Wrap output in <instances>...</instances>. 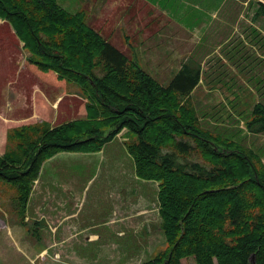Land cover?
I'll return each instance as SVG.
<instances>
[{
    "label": "trees",
    "instance_id": "16d2710c",
    "mask_svg": "<svg viewBox=\"0 0 264 264\" xmlns=\"http://www.w3.org/2000/svg\"><path fill=\"white\" fill-rule=\"evenodd\" d=\"M256 2L258 18L264 0ZM0 18L12 25L31 62L76 82L87 98L85 117L9 131L0 177L16 185L21 206L47 159L100 151L126 129L137 176L158 183L167 242L140 264H186L191 256L196 264H264L263 149L201 119L192 96L201 63L188 59L163 84L90 26L84 11H69L58 0H0ZM249 115L246 129L263 133L264 102Z\"/></svg>",
    "mask_w": 264,
    "mask_h": 264
},
{
    "label": "rangeland",
    "instance_id": "374dc122",
    "mask_svg": "<svg viewBox=\"0 0 264 264\" xmlns=\"http://www.w3.org/2000/svg\"><path fill=\"white\" fill-rule=\"evenodd\" d=\"M58 1L69 11H84L90 26L109 39L113 36L130 58L163 84H168L188 59L201 63V81L193 92L201 119L211 129L227 130L242 143L261 148L264 153V132L250 133L245 123L254 104L259 100L264 102V17L256 20L257 29H247L258 34L255 47L244 44L243 37L239 43L236 38L237 27H245L247 11L250 13L257 7L256 0ZM160 6L174 12L171 19L177 20V24L172 22L175 27L179 28L178 24L182 23L192 29V32L186 29L176 32L181 39L176 42L175 52L166 42L167 32L162 31L167 21L164 14L159 15ZM158 21L162 24L160 34ZM10 27L7 20L0 18V68L9 73L6 80L4 73H0V90L6 88L17 98L10 106L12 110L16 107L13 115L17 122L6 127L0 158L10 151L8 134L15 127L37 123L54 126L86 116L87 98L81 87L31 62L29 51L24 43L21 46L22 41ZM158 35L164 43L158 42L156 48ZM182 36L190 41L185 42ZM248 61L249 66L242 65ZM2 101L0 94V106ZM127 139L128 133L124 130L100 151H62L47 159L41 175L42 189H37L36 200L27 202L25 207L18 199L16 185L0 177V264H140L166 249V237L155 210L157 183L137 176ZM38 186L35 182L33 189ZM70 186L71 191L67 190ZM70 197L79 206L77 217L71 223L75 227L84 225L88 233L73 245H67L70 253L60 257L57 250L62 244L54 237V227H49L52 233H48V226L43 224L45 219L39 220V210L33 206L36 201H47L45 211L51 213ZM120 197L128 201L126 212L132 217L130 222L136 219V213L149 209L144 217L147 227L138 231L136 220L135 226L129 221L121 225L109 223L114 217L115 200ZM150 223L155 224L153 232L149 229ZM91 233L99 237L88 241L85 238ZM187 259L186 264H196L194 257Z\"/></svg>",
    "mask_w": 264,
    "mask_h": 264
},
{
    "label": "crops",
    "instance_id": "0c3cea01",
    "mask_svg": "<svg viewBox=\"0 0 264 264\" xmlns=\"http://www.w3.org/2000/svg\"><path fill=\"white\" fill-rule=\"evenodd\" d=\"M158 11H159V15L164 14L166 16V17H163L161 15L165 19V21H167V23H165L163 25V30H162V28H160V25H162V24H160V21H158V23H159V25H158L159 26L158 33L160 34L161 30L163 32H167V40H166V42L169 43V47H171L172 51L175 52L176 51V46H177L176 42H177L178 39H181L180 37L179 38L177 37L176 32L177 31L184 32L185 29L187 31H189V32H192V29H190L189 26H187V25H183L182 23L178 24L179 28L175 27V24H172V22H175L177 24V20H172L171 19V18H173L171 16L172 15L174 16V12L173 11H171V10H169V9L163 7V6H160L158 8ZM155 12H157V11L155 10ZM256 12H257L256 8H254L252 10V12H250V13H249V11H247L248 19H246L245 27L243 29H240V26L237 27V32H236L237 36H236V38H237V42L238 43L242 40V37H243L246 40V41H244V44H247L248 46L255 47V45L257 43V39H258L257 38L258 34L256 33V31L255 32H250V31H247V29L248 28L257 29L258 26L256 24L257 23L256 20H258V18L256 16ZM156 17H158V14H156ZM261 17H264V16H261ZM166 26H167V28H165ZM10 28H12V27H10ZM95 29L102 34V32L99 29H97V28H95ZM12 30L14 31V29H12ZM242 31H243L244 35L242 34ZM14 34L16 35L15 31H14ZM103 37H105L107 40H109L113 44L117 45L120 49H122L124 51L122 46H120V45L115 43V41L113 40V36H110L111 37L110 39L107 38L104 35H103ZM182 38H183V40L185 42H189L190 41L188 38H185V36H182ZM158 42H163L164 43V39L159 37V35L156 36V38H155V46L154 47H156V48L158 47ZM21 46H23V42L21 43ZM150 46L153 47L152 44ZM129 47H130V45H129ZM3 56L5 57V54ZM238 56H239V59H241V57H242L241 53H239ZM221 60L222 59L220 57V62H221ZM4 61H6V60H3L2 62H4ZM242 65L243 66H247V65L249 66L250 62L248 61L246 63H243ZM201 67H202V70H203V66H201ZM239 70L241 71V69H239ZM4 71H5L4 67L0 68V73H2V74L4 73V75H5L4 78L6 80V77H7V75H9V73H5ZM177 72L178 71H176L173 74L171 79L176 75ZM262 77L264 78V74L262 75ZM9 78H7V79H9ZM171 79L169 81H171ZM15 88L16 87L13 88V91H15V93H16ZM195 89L193 90V92L195 91ZM7 90L8 89H6V88L3 89V90H0V94L3 96V101H2V104L0 106V111L3 113L4 109H6V111L3 113L4 115H2V113H0V127H4V129L2 131L0 130V150L2 149V147L4 145V142H5L6 127L14 125L17 122L16 117L13 115V111L15 110L16 107L13 110L10 107L11 104H15L14 102H16L17 98L14 99L11 96L9 90L8 91ZM193 92H192V96H193ZM25 97H26V95H25ZM25 105H26V102H25ZM9 113H12L11 114L12 116ZM45 163H46V161L44 162V164H43V166L41 168V172H40V176H39L40 179L39 178L37 179V182L39 184L36 182V185L37 186L39 185V186L36 189L34 187V189L32 190L30 198L28 200V203H32V199L36 200L35 199L36 197L34 195H35L37 189L38 188H39V190L42 189L40 187L41 184H42L41 175H42V172L45 169ZM67 190L71 191V186L68 187ZM70 196H72L71 193H70ZM157 196H158V192H157ZM45 202H47V201H42L41 203L36 201V203H35V205L33 207H34V209L39 210V217H40L39 220L45 219L43 224L48 226L46 228V231H48V233H50V234L52 233L51 231H49V227H54V229H55V232H54L55 236L54 237H55L56 240L60 241V244H62V246L59 247L60 250H57V252L59 253L60 257H62L64 255V253H66V254L70 253V247H67V245H71V244L73 245L74 241L77 240L79 237H83L84 238L85 235H87V233H88V229L85 228L84 225L75 227L73 225V222L71 223V221L77 217V209L79 208V206L74 205V202H72V198L71 197L66 202L62 203V205L55 207L54 210H52L51 213H47V211H45ZM115 203L116 204L113 207L114 210H113V214H112L114 217L109 221V223H111V224H117L118 223V224L121 225L122 222L129 221L130 218H132V217L128 216V214L126 212L127 211V206H128V201H126V200L122 201V199L120 197L119 200H115ZM116 205H117V207L119 205L118 210H117ZM155 207H156L155 210L157 212L158 220H160V216H159V202L156 201ZM155 210L152 209L151 211L153 212ZM145 211H147V213H148L149 209L147 208V210L146 209L141 210L140 213H136L137 214V216L135 217L136 219H133V221H131V222L129 221V224L131 223L132 225H134L135 220H136V226L139 229L138 231H141L145 227H147V226L144 225V217H145V213H146ZM154 226H155V224H154ZM154 226H152V223H150V225H149V229H151L152 232H153ZM141 228H143V229H141ZM42 234H44V233H42ZM146 235L148 236L149 234H146ZM96 237H99V235L97 233H91L89 235V237L85 238V239H87L88 241H91V239H95ZM98 239H101V238H98ZM118 259H121V257H119ZM118 259H116L115 262ZM121 263H125V262H121ZM121 263H118V264H121ZM67 264H69V263H67ZM77 264H81V263H77Z\"/></svg>",
    "mask_w": 264,
    "mask_h": 264
},
{
    "label": "water",
    "instance_id": "95a60500",
    "mask_svg": "<svg viewBox=\"0 0 264 264\" xmlns=\"http://www.w3.org/2000/svg\"><path fill=\"white\" fill-rule=\"evenodd\" d=\"M165 264H168L167 262H165Z\"/></svg>",
    "mask_w": 264,
    "mask_h": 264
}]
</instances>
